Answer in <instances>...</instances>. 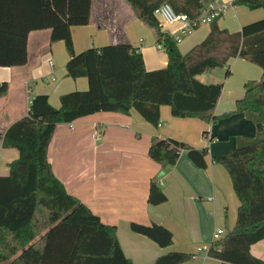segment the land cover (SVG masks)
<instances>
[{"label": "trees", "instance_id": "1", "mask_svg": "<svg viewBox=\"0 0 264 264\" xmlns=\"http://www.w3.org/2000/svg\"><path fill=\"white\" fill-rule=\"evenodd\" d=\"M138 17L158 34V44L168 53L167 69L146 73L138 50L128 42L76 53L72 29L90 23L92 0H0V67L28 63V37L32 31L51 29V42L64 41L69 53L67 76L88 80L86 91L61 96L56 108L44 94L35 96L30 115L5 133L3 146L19 151L10 173L0 176V264H133L125 255L115 226L105 224L88 206L71 195L55 175L49 147L58 125L72 123L99 112L128 114L136 110L155 126L160 106L170 105L177 117L198 115L212 119L224 89V80L207 84L199 76L243 58L263 71L260 81H248L236 113L263 125L258 136L236 150L215 156L226 167L240 201L234 230L212 245L209 256L222 264H264L251 248L264 239V18L243 26L240 32L221 29L217 17L207 37L182 55L177 41L162 32L154 10L168 2L177 13L199 16L206 0H128ZM235 6L264 9V0H234ZM8 92L0 85V98ZM215 120V119H214ZM183 151L201 169L208 167L207 150L192 148L171 138H153L150 158L168 170ZM149 203L168 201L155 182ZM132 232L161 248L173 245L174 235L158 224H131ZM221 249V251H219ZM192 254L170 252L154 264H184Z\"/></svg>", "mask_w": 264, "mask_h": 264}, {"label": "crops", "instance_id": "2", "mask_svg": "<svg viewBox=\"0 0 264 264\" xmlns=\"http://www.w3.org/2000/svg\"><path fill=\"white\" fill-rule=\"evenodd\" d=\"M210 1L230 4L234 0H206V4ZM230 17L235 21L227 19ZM263 18L262 8L251 10L247 6L233 5L217 23L221 29L236 33ZM158 20L162 32L173 37L182 28V24ZM206 25L205 31L202 26ZM195 30L182 35L178 42L182 55L207 37L211 24ZM51 33V29H43L29 34L26 65L0 67V85H8L7 94L0 98V176L8 175L10 163L19 158V151L5 148L3 139L15 122L28 115L29 90L34 98L47 95L51 105L58 108L62 95L88 89L87 78L67 76L70 56L66 44L51 42ZM72 35L76 53L128 42L141 54L144 72H156L169 66L168 53L158 44L156 29L138 17L128 0H92L90 23L74 27ZM252 65L255 64L243 58L230 61L232 76L238 68H243V73L237 85L229 86L230 78L226 80L212 119L198 115L177 117L170 105H161L158 126L136 110L128 114L99 112L58 125L48 153L55 175L67 191L103 223L116 227L122 249L133 264H154L170 252L192 254V260L184 264H222L207 255V249L217 239L218 229L224 230L223 237L234 230L240 201L228 170L213 158L236 150L244 141L254 140L263 130L262 124L235 112L237 101L245 95V84L260 81L253 74L256 71ZM215 70L204 73L199 79L207 84L222 81L217 77L209 79ZM262 76L263 71L261 79ZM156 137L207 150L208 167L199 168L183 151L177 164L164 171L149 156L152 139ZM152 182L168 196L166 203L158 206L149 203ZM132 223L166 227L174 235L173 245L159 247L132 232ZM200 247L205 251L199 253ZM251 253L264 261V239L252 246Z\"/></svg>", "mask_w": 264, "mask_h": 264}, {"label": "built area", "instance_id": "3", "mask_svg": "<svg viewBox=\"0 0 264 264\" xmlns=\"http://www.w3.org/2000/svg\"><path fill=\"white\" fill-rule=\"evenodd\" d=\"M233 6V3L230 4H220L217 1H210L207 4H205L200 9V14L198 17L191 19L187 14L185 13H177L174 8L169 4L168 2H165L158 6L154 10V14L161 19L164 23L167 24H182V28L176 33L174 36L175 40L179 42L181 40L182 35L185 34H191L196 28L200 27L201 25L205 24H211L217 17L220 15H223L230 7ZM160 47H162L160 45ZM53 67V66H52ZM51 80H54V77H51ZM33 94L31 90L28 91V115H30V109L31 105L33 104ZM160 125V124H159ZM97 138L100 140L101 137L97 136ZM225 235L223 229H218L215 236L216 242L218 239L222 238ZM214 243H212L213 245ZM212 245L207 249V255H209V251L212 248ZM205 248H198V252H204ZM221 251V249H219Z\"/></svg>", "mask_w": 264, "mask_h": 264}, {"label": "rangeland", "instance_id": "4", "mask_svg": "<svg viewBox=\"0 0 264 264\" xmlns=\"http://www.w3.org/2000/svg\"><path fill=\"white\" fill-rule=\"evenodd\" d=\"M227 19H231V20L235 21V19H233L231 17L227 18ZM202 27L206 31L208 26L206 25V26H202ZM179 45L181 46L182 44H179ZM177 47H178V43H177ZM251 67H252V69H254V71H256V72L253 73L256 76V78H259L258 80H261V73H262L261 69L258 66H256V65H252ZM234 72H235L234 76H232V74H231L230 77L225 78L226 68L225 69L224 68H217L214 72H212L211 76H209V79H211V80L213 79L214 80L217 77V78H221L222 80H224V83H226L227 82L226 80L230 78V80H229L230 82H229L228 85L229 86L237 85V83L239 82L238 78L243 73V68H238V71L235 70ZM227 94H228V92H227ZM27 105L29 106V104H27ZM245 143H246V141H244L241 144L243 145Z\"/></svg>", "mask_w": 264, "mask_h": 264}, {"label": "water", "instance_id": "5", "mask_svg": "<svg viewBox=\"0 0 264 264\" xmlns=\"http://www.w3.org/2000/svg\"><path fill=\"white\" fill-rule=\"evenodd\" d=\"M162 174H164V173L162 172Z\"/></svg>", "mask_w": 264, "mask_h": 264}]
</instances>
